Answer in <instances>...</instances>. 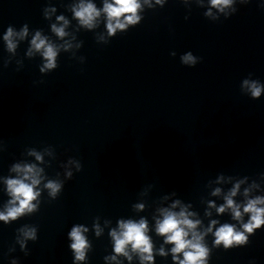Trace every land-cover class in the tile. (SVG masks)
I'll use <instances>...</instances> for the list:
<instances>
[{"label": "clouds", "instance_id": "9594fccd", "mask_svg": "<svg viewBox=\"0 0 264 264\" xmlns=\"http://www.w3.org/2000/svg\"><path fill=\"white\" fill-rule=\"evenodd\" d=\"M187 3V0H184ZM251 0H239L241 5H247ZM167 0H155V5L164 7ZM236 0H208V10L203 13L205 17L219 20L218 14H223L225 19L231 17L238 10L234 7ZM152 0H104L103 7L97 8L96 4L91 0H79V3L71 6V12L74 19L79 25L88 30L95 29L98 26L99 18L105 17L106 35L100 34L99 41L109 43L110 37H114L116 33L127 32L131 27L139 25L144 17L140 15L144 11V7L154 8ZM264 8V4L260 5ZM213 9L216 12H213ZM230 11H226L229 10ZM55 8L46 9L45 17L49 18V13H54ZM187 19V17H185ZM58 23L51 24V31L57 38L63 41L61 44L52 42L49 37L42 35L41 31H35L30 41V47L27 51V56L32 57L35 53H39L43 58V63L39 68L41 73H50L59 67L57 63L58 54L63 50L68 52L73 48L71 39H65L71 34L66 31L69 25V20L64 15L56 17ZM59 25V26H58ZM29 35L28 24L25 23L19 31L9 25L3 36L6 42L7 50L15 53L17 48V38L24 40ZM77 48L80 44L76 45ZM175 57L176 53H170ZM201 57L195 56L191 51L180 56L181 64L194 67L200 61ZM7 67V63L4 65ZM252 74H249L251 77ZM242 91L249 93L253 99L260 98L264 93V83L258 79L244 78L241 85ZM47 151V150H46ZM28 154L34 156L38 162H43L44 156L41 152L35 149H30ZM51 155V152L48 153ZM71 166L75 167L76 172L82 170V164L78 159L70 157L67 163H62L61 167L65 169V180H71L74 176ZM11 171L17 175L4 179L6 192L10 199L0 211V221L5 224L16 221L18 218L25 215H33L40 210L42 193L46 190L49 200H56L64 189L65 181L61 179H49L44 174V169L36 163H16L12 166ZM57 177L59 173L56 174ZM264 178V173L260 174ZM249 177L238 179L231 189L224 195V203L216 206L214 202H209V208H215L217 214H223L230 211L231 217L237 224L223 223L212 219L206 228L202 227L200 219H194L195 212L188 210V206L181 204L176 200L171 207H163L157 209L159 215L155 219V233L163 237V244H170L171 260L173 264H209L213 249H219L221 246L225 251L232 249L234 246H247L250 243V237L255 235L257 230L262 229L264 225V196L257 195L250 197V192L258 188L259 185L253 181L250 187L245 188L243 203H237L234 197L240 192L241 185L244 184ZM231 179V177H229ZM224 177H218L217 182L223 181ZM43 182V187L40 185ZM221 194L220 188H215L212 192L213 196ZM35 202V203H34ZM136 211H143L145 205L138 203L133 205ZM179 208L178 211L175 209ZM205 215L211 216V212H206ZM245 216L247 221L245 222ZM107 223V222H106ZM118 226L110 230L109 236L112 242L111 255H106L104 261L115 262L120 264L119 257H124L128 262L133 260V256L138 257L139 264H155V256L167 257L168 252L165 251L163 245L159 248L154 247L151 235L149 234L148 220L141 217L135 219H120ZM219 224V227H217ZM96 237H99L103 232L99 223L93 224ZM19 235L16 237V242L20 245L22 251L26 249L27 242H35L38 239V226L25 224L18 230ZM89 229L82 224H74L67 233V238L70 241L69 248L74 255V262H83L87 259V254L92 248L88 238L85 236ZM212 234L214 237L212 246L205 242V237ZM29 255V252H25ZM11 264H17L13 260Z\"/></svg>", "mask_w": 264, "mask_h": 264}]
</instances>
